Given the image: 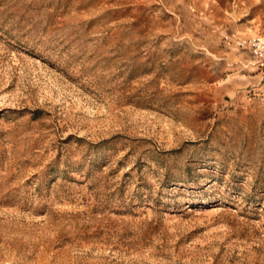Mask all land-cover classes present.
<instances>
[{"label": "rangeland", "instance_id": "1", "mask_svg": "<svg viewBox=\"0 0 264 264\" xmlns=\"http://www.w3.org/2000/svg\"><path fill=\"white\" fill-rule=\"evenodd\" d=\"M264 0H0V264H264Z\"/></svg>", "mask_w": 264, "mask_h": 264}, {"label": "built area", "instance_id": "2", "mask_svg": "<svg viewBox=\"0 0 264 264\" xmlns=\"http://www.w3.org/2000/svg\"><path fill=\"white\" fill-rule=\"evenodd\" d=\"M241 46H245L253 59L264 61V37H253L245 42H240Z\"/></svg>", "mask_w": 264, "mask_h": 264}, {"label": "crops", "instance_id": "3", "mask_svg": "<svg viewBox=\"0 0 264 264\" xmlns=\"http://www.w3.org/2000/svg\"><path fill=\"white\" fill-rule=\"evenodd\" d=\"M240 42H242V41H240Z\"/></svg>", "mask_w": 264, "mask_h": 264}]
</instances>
